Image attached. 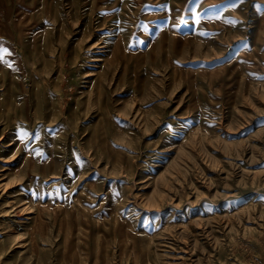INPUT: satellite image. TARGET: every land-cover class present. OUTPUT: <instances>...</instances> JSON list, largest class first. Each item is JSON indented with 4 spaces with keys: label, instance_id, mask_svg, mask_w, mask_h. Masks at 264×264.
<instances>
[{
    "label": "rangeland",
    "instance_id": "1",
    "mask_svg": "<svg viewBox=\"0 0 264 264\" xmlns=\"http://www.w3.org/2000/svg\"><path fill=\"white\" fill-rule=\"evenodd\" d=\"M0 264H264V0H0Z\"/></svg>",
    "mask_w": 264,
    "mask_h": 264
},
{
    "label": "snow or ice",
    "instance_id": "2",
    "mask_svg": "<svg viewBox=\"0 0 264 264\" xmlns=\"http://www.w3.org/2000/svg\"><path fill=\"white\" fill-rule=\"evenodd\" d=\"M3 51H6V50H3Z\"/></svg>",
    "mask_w": 264,
    "mask_h": 264
}]
</instances>
